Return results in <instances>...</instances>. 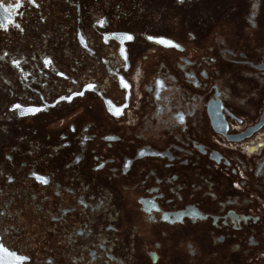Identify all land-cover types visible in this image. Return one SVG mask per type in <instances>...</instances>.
I'll return each instance as SVG.
<instances>
[{
  "label": "flooded vegetation",
  "instance_id": "af4514ba",
  "mask_svg": "<svg viewBox=\"0 0 264 264\" xmlns=\"http://www.w3.org/2000/svg\"><path fill=\"white\" fill-rule=\"evenodd\" d=\"M263 110L264 0H0V264H264Z\"/></svg>",
  "mask_w": 264,
  "mask_h": 264
},
{
  "label": "built area",
  "instance_id": "2783aa9c",
  "mask_svg": "<svg viewBox=\"0 0 264 264\" xmlns=\"http://www.w3.org/2000/svg\"><path fill=\"white\" fill-rule=\"evenodd\" d=\"M264 144V129L259 131L254 138L249 140V144L248 143H240L239 146L242 149L243 153H250L249 148L251 147H258L262 148Z\"/></svg>",
  "mask_w": 264,
  "mask_h": 264
},
{
  "label": "water",
  "instance_id": "95a60500",
  "mask_svg": "<svg viewBox=\"0 0 264 264\" xmlns=\"http://www.w3.org/2000/svg\"><path fill=\"white\" fill-rule=\"evenodd\" d=\"M263 126H264V110H263L258 122L254 126L249 128V135H246V136H243V137H238V138H235V139H231L230 138V140H232V141H241L245 137H248V136L251 137L255 132L259 131ZM218 133L224 134V132L221 131V130H218Z\"/></svg>",
  "mask_w": 264,
  "mask_h": 264
},
{
  "label": "snow or ice",
  "instance_id": "6c2138e0",
  "mask_svg": "<svg viewBox=\"0 0 264 264\" xmlns=\"http://www.w3.org/2000/svg\"><path fill=\"white\" fill-rule=\"evenodd\" d=\"M33 2H34V0H33ZM20 5L19 4H17L16 5V7H19ZM5 27H6V25H5ZM17 27H18V25H17ZM151 38V37H150ZM128 39H132V37L131 36H128ZM5 55H7V53H5ZM13 63L14 64H16L17 66L19 65V61H13ZM45 63L47 64V63H50V61H45ZM89 87H92V85H89ZM14 108H19L20 107V105H14L13 106ZM30 111H32L31 109H30ZM181 119H183V117H181ZM34 175H35V173H34ZM9 179H11V178H9ZM40 179L42 180V182L43 183H47L48 181H47V179L45 178V177H40Z\"/></svg>",
  "mask_w": 264,
  "mask_h": 264
}]
</instances>
